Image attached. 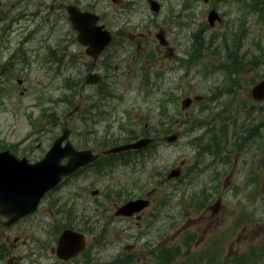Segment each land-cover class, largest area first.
<instances>
[{
    "label": "rangeland",
    "instance_id": "rangeland-1",
    "mask_svg": "<svg viewBox=\"0 0 264 264\" xmlns=\"http://www.w3.org/2000/svg\"><path fill=\"white\" fill-rule=\"evenodd\" d=\"M155 1L158 13L148 0H0V152L38 162L65 127L76 149L99 155L148 132L159 144L131 166L64 179L3 232L0 264H264V126L245 137L264 124V102L251 96L264 80V4ZM69 5L112 36L116 93L84 86L77 69L87 60L69 56L80 50ZM213 7L223 22L210 26ZM173 170L180 176L168 179ZM134 199L149 202L140 218H118ZM65 229L86 242L68 262L55 254Z\"/></svg>",
    "mask_w": 264,
    "mask_h": 264
},
{
    "label": "water",
    "instance_id": "water-1",
    "mask_svg": "<svg viewBox=\"0 0 264 264\" xmlns=\"http://www.w3.org/2000/svg\"><path fill=\"white\" fill-rule=\"evenodd\" d=\"M114 1V0H113ZM150 10L158 13L160 5L155 0H148ZM66 11L72 28L77 33V41L86 48L89 56L96 60L109 44L111 37L103 26H97L98 17L91 13H82L76 6H67ZM218 20L215 11L208 14L210 26ZM157 39L164 44L163 37ZM101 77L90 73L85 77L87 85H97ZM252 99L264 102V80L256 84L251 90ZM190 99H185L181 107L188 108ZM78 109V108H77ZM74 109L72 113L76 112ZM71 113V114H72ZM70 114V115H71ZM70 130L65 128L47 151L45 156L36 163H29L26 158H18L9 151L0 152V215L7 219L5 226H11L22 218L34 213L46 193L56 188L63 178H68L78 170L93 163L98 156L90 151L76 150L69 141ZM151 139H141L131 144L113 147L105 151L104 155L141 150L151 143ZM177 141V136L166 138L167 143ZM65 143L64 146H62ZM66 162L62 164V161ZM180 170H173L168 179L176 178ZM149 206L143 199L128 201L119 207L116 216L139 218V214ZM86 249V242L82 233L71 229L61 232L57 240L56 256L63 262H68Z\"/></svg>",
    "mask_w": 264,
    "mask_h": 264
},
{
    "label": "flooded vegetation",
    "instance_id": "flooded-vegetation-1",
    "mask_svg": "<svg viewBox=\"0 0 264 264\" xmlns=\"http://www.w3.org/2000/svg\"><path fill=\"white\" fill-rule=\"evenodd\" d=\"M207 1L208 0H205V2H207ZM115 2H117V0ZM64 9H65V7H64ZM211 11H216V9L213 7ZM218 16H219V18H218V20L216 22L217 23H222L223 22V18L220 17L219 13H218ZM164 43L165 44H161V47L162 48H168V46H167L168 43H167L166 40L164 41ZM79 47H80V50L78 51V54H75V56L73 54H70L69 56H71L72 58H76L77 62L87 60V63H88L87 66L82 65V69H80V68L77 69V71L80 73V78L83 79L84 86L93 87L92 91L94 92V95H96V96L116 93L118 91V87L119 86L114 84L113 80L115 78H113V75L116 76L115 71L117 70V66H115L114 69L112 70L111 67H110L111 63H109L110 59L113 58L115 56V54H116L115 51L109 50L111 48V42L108 45V47L106 49H104V51L101 53V55L99 56V58L96 61L92 60V58L87 54L86 48L83 45L79 44ZM168 52L172 53V50L168 49ZM134 58H138V57L136 55H134ZM105 59H107V63L108 64L105 63V61H104ZM146 59H151V57L147 56V58H145L144 60H146ZM124 70H127L126 65H124ZM127 71L129 73H133L134 72V70L131 69V68H129ZM139 71L144 72L143 70H139ZM89 73H96V74L101 76V81H100V83L98 85H93L92 86V85L85 84L84 79ZM101 73L104 74L105 78L107 79L106 81L104 80L105 78H103V75ZM129 81H131V80H129ZM146 97H149V96L147 95ZM79 110H80V108H79ZM144 138H146V139L152 138L153 141H152V144L149 147H151L152 145H157V146L159 145L157 143L156 138L152 137L149 134V132H148V134H146V136L139 137L136 140L132 137L129 142H126L124 144L134 143L137 140L144 139ZM149 147H146L143 150H138V151H131V152H124V153L114 154V155H107L108 157H105L104 155L100 156L95 163L91 164L90 166H88V167H86V168H84L82 170L91 169V168H93L95 166V164L99 165L100 163H106L108 166H111L112 169L115 168V167H118V166L119 167L120 166L127 167V165L131 166V165H133L132 162H133L134 158L139 156L137 154L138 153L142 154ZM80 171H78L77 173H79ZM117 217L118 218H124V217H121V216H117ZM26 218L27 217L23 218L19 222L15 223V224H13V225H11L9 227H7V226H5V223L7 222L5 217L0 215V240L4 238V233H3L4 231L9 230V229H17L16 227L23 220H25ZM131 218H135L136 219V217H131ZM2 247L3 246L1 244L0 245V249ZM160 248L161 247H158L159 250H160ZM10 262H12V260H10Z\"/></svg>",
    "mask_w": 264,
    "mask_h": 264
},
{
    "label": "trees",
    "instance_id": "trees-1",
    "mask_svg": "<svg viewBox=\"0 0 264 264\" xmlns=\"http://www.w3.org/2000/svg\"><path fill=\"white\" fill-rule=\"evenodd\" d=\"M260 4L261 3H263L264 4V0H262V1H260L259 2ZM252 109H254V108H252ZM261 115V114H260ZM259 123V126L258 125H256L254 128H253V130H251V129H246L245 130V137H246V142H248V141H250L251 139H254L255 137H257V138H259L260 137V127H262V126H264V124L263 123H261L260 121L258 122ZM249 126H254L253 124H252V122H249ZM252 131H253V133H252ZM249 133H251V134H249ZM215 150H216V153H215V157H217L216 155L221 151V149H220V145H219V143H214L213 144V146H212ZM174 251L175 250H172V251H170V255L172 256V257H174V256H176V252L174 253ZM208 252H209V250H208ZM164 261L167 263V257H164ZM165 263V264H166Z\"/></svg>",
    "mask_w": 264,
    "mask_h": 264
}]
</instances>
